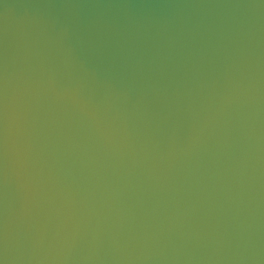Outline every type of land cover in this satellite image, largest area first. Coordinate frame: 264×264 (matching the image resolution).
Listing matches in <instances>:
<instances>
[{
    "label": "water",
    "instance_id": "obj_1",
    "mask_svg": "<svg viewBox=\"0 0 264 264\" xmlns=\"http://www.w3.org/2000/svg\"><path fill=\"white\" fill-rule=\"evenodd\" d=\"M0 264H264V0H0Z\"/></svg>",
    "mask_w": 264,
    "mask_h": 264
}]
</instances>
